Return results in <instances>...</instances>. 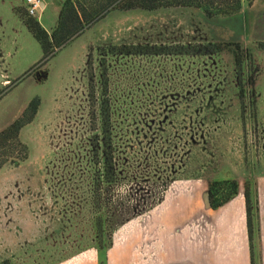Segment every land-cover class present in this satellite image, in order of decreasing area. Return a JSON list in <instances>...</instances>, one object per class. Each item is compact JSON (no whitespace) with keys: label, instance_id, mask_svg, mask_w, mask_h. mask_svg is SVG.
Returning <instances> with one entry per match:
<instances>
[{"label":"rangeland","instance_id":"rangeland-1","mask_svg":"<svg viewBox=\"0 0 264 264\" xmlns=\"http://www.w3.org/2000/svg\"><path fill=\"white\" fill-rule=\"evenodd\" d=\"M241 3L239 12L215 17L194 6L115 10L42 64L40 43L24 23H15L22 48L6 57L7 67L0 60V131L34 97L41 104L35 119L21 130L29 156L18 166L8 163L0 169V190L11 184L19 188L33 178L34 186L27 184L39 192L41 215L43 206H49L44 204L49 193L52 212L61 219L71 211L73 224L72 234H65L71 242L63 244L64 234L57 233L55 249L50 242L56 237L41 243L37 253L25 248L24 259L50 264L54 258L95 248L89 202L93 184L87 178L84 148L90 131H104L107 109L108 131L121 158L119 183L104 189L111 190L107 196L120 205L122 217L133 208L157 207L174 180L183 181L179 185L186 189L192 179L243 182L250 177L257 191L255 177L264 174V0ZM52 13L47 9L49 18L38 20L47 25ZM208 42H240L251 56L245 54L239 69L229 50L209 56L119 52L132 45ZM35 68L38 78L27 75ZM91 72L95 102L89 98Z\"/></svg>","mask_w":264,"mask_h":264},{"label":"crops","instance_id":"crops-1","mask_svg":"<svg viewBox=\"0 0 264 264\" xmlns=\"http://www.w3.org/2000/svg\"><path fill=\"white\" fill-rule=\"evenodd\" d=\"M59 1L56 4V0H46L36 13L39 19L49 18L45 15L47 9L53 12L47 25L39 20L47 31L57 23L64 0ZM17 4L26 7L25 0L14 5L0 0V60H4L6 67V57L16 55L22 48L18 38L21 30L15 28V23L23 25L14 10ZM174 181L161 204L115 231L113 244L106 252V264H252L245 181H239V192L234 198L216 209L206 202L208 179L190 180L186 183L187 191L179 185L183 181ZM255 181L258 197L255 258L258 264H264V174L257 175ZM27 183L34 186L33 178ZM27 183L24 181L19 188L11 184L0 190V263L10 259L14 264L24 261L40 264L39 258L30 257L31 252L28 254L31 259H24L27 256L24 249L39 251L41 243L63 229L60 217L50 208L49 193L44 202L49 206H43L45 220H40L39 192L32 191ZM23 194L34 198L24 200ZM99 259L97 248H89L58 260L54 258L50 264H99Z\"/></svg>","mask_w":264,"mask_h":264},{"label":"trees","instance_id":"trees-1","mask_svg":"<svg viewBox=\"0 0 264 264\" xmlns=\"http://www.w3.org/2000/svg\"><path fill=\"white\" fill-rule=\"evenodd\" d=\"M249 5L253 0H248ZM168 6H194L203 8L207 17L229 16L241 10V0H64L61 4L58 22L51 33L40 23L36 15L28 13L26 7L15 8L28 30L40 43L43 56L41 64L47 62L55 55L57 50L66 45L76 35L91 27L99 20L103 19L112 11H130L136 9L153 11ZM264 45V44H263ZM229 50L235 57V64L239 69L242 67L247 50L240 42H208L199 45L175 46H156V45H132L122 47L119 52L126 54H185V55H213L219 52ZM90 60L88 61V63ZM92 68V67H90ZM34 74L39 77V72L35 70L27 75ZM94 73H90V94L91 100H97L94 94ZM92 90V91H91ZM93 99V102H95ZM40 98L34 97L23 110L7 127L0 131V169L10 163L18 166L29 156V146L21 139V130L32 122L39 110ZM108 110V109H107ZM107 110L103 115V130L90 131L87 146L84 148V158L87 164V178L89 184H93V196L89 201L93 207L94 214L92 222L95 225V231L92 239L93 246L99 251V264H106V252L113 244V235L115 231L125 224L132 217L143 214L149 210L133 208V211L122 217L121 207L112 204L107 194L111 190H105V185H115L119 183L120 178L116 172L120 155H115V146L112 131L109 130L110 116ZM107 114V115H106ZM86 173V171H85ZM239 192V181L237 179H210L209 187L206 193L207 205L213 209L219 208ZM245 197L247 206L248 231L251 246L252 264H258L256 261V242L255 236L258 231V197L257 191L253 189V182L250 177L245 180ZM63 229L60 233L64 234L63 244L71 242L66 240V232L72 234V214L71 211L63 214L61 218ZM71 236V235H70ZM56 235L52 238H55ZM72 237V236H71ZM56 241V242H53ZM51 243L45 242L55 249L57 247V237ZM68 241V242H66ZM0 264H14L10 259H6Z\"/></svg>","mask_w":264,"mask_h":264},{"label":"built area","instance_id":"built-area-1","mask_svg":"<svg viewBox=\"0 0 264 264\" xmlns=\"http://www.w3.org/2000/svg\"><path fill=\"white\" fill-rule=\"evenodd\" d=\"M46 0H25L26 9L29 14L36 15Z\"/></svg>","mask_w":264,"mask_h":264},{"label":"flooded vegetation","instance_id":"flooded-vegetation-1","mask_svg":"<svg viewBox=\"0 0 264 264\" xmlns=\"http://www.w3.org/2000/svg\"><path fill=\"white\" fill-rule=\"evenodd\" d=\"M0 77H2V78H3V80H4V77H3V76H0ZM3 80H2V81H3ZM0 82H1V81H0ZM1 94H2V91H0V96H1Z\"/></svg>","mask_w":264,"mask_h":264},{"label":"bare ground","instance_id":"bare-ground-1","mask_svg":"<svg viewBox=\"0 0 264 264\" xmlns=\"http://www.w3.org/2000/svg\"><path fill=\"white\" fill-rule=\"evenodd\" d=\"M0 80H2L1 77H0Z\"/></svg>","mask_w":264,"mask_h":264},{"label":"water","instance_id":"water-1","mask_svg":"<svg viewBox=\"0 0 264 264\" xmlns=\"http://www.w3.org/2000/svg\"><path fill=\"white\" fill-rule=\"evenodd\" d=\"M205 198H206V196H205Z\"/></svg>","mask_w":264,"mask_h":264}]
</instances>
